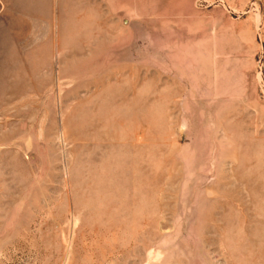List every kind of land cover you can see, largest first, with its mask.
<instances>
[{"label": "rangeland", "instance_id": "374dc122", "mask_svg": "<svg viewBox=\"0 0 264 264\" xmlns=\"http://www.w3.org/2000/svg\"><path fill=\"white\" fill-rule=\"evenodd\" d=\"M0 264H264V0H0Z\"/></svg>", "mask_w": 264, "mask_h": 264}]
</instances>
